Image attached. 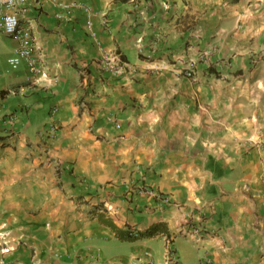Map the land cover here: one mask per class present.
I'll return each instance as SVG.
<instances>
[{
	"label": "crops",
	"instance_id": "obj_1",
	"mask_svg": "<svg viewBox=\"0 0 264 264\" xmlns=\"http://www.w3.org/2000/svg\"><path fill=\"white\" fill-rule=\"evenodd\" d=\"M36 4L53 85L0 46V232L21 242L0 264H166L170 242L179 264H264V0ZM100 44L135 71L104 72Z\"/></svg>",
	"mask_w": 264,
	"mask_h": 264
},
{
	"label": "built area",
	"instance_id": "obj_2",
	"mask_svg": "<svg viewBox=\"0 0 264 264\" xmlns=\"http://www.w3.org/2000/svg\"><path fill=\"white\" fill-rule=\"evenodd\" d=\"M35 2V3H34ZM36 4V0H0V46L3 41L4 36H9L16 39L19 43L17 53L14 56L9 57L8 63L13 70L18 69L22 64H26L31 77L32 83L35 86L48 87L52 86L54 80L51 79L48 71L45 68L43 55L40 52V47L37 45L36 36L33 33L32 28L26 22V13L32 6ZM37 5V4H36ZM68 14L72 12L75 8H82L90 16L93 15V10L90 7L81 5L78 2H72L69 4L60 3ZM89 29V36L93 40H97V33L95 32L93 26L94 23L91 20L87 22ZM141 41V39H140ZM102 56L99 58L102 65V70L104 72L112 73L114 75H122L127 71H135L136 67L129 61L125 60L121 53L118 51H108L100 44L99 45ZM195 63H190L189 67H177L174 71L178 74L185 75L189 78L195 77ZM159 69V65L155 66ZM82 75L86 78L88 77L87 69L82 70ZM57 112V107L54 105L52 107L51 113L55 115ZM16 116L9 113L7 116V121H14ZM51 132L56 133V125L51 126ZM147 192H153L150 189H145ZM154 193V192H153ZM159 196L163 202H168V198L161 193H155ZM112 209V207H109ZM138 230L131 229L130 235H137ZM8 233L5 231L0 232V238L2 239V251L6 253L15 248V245H19L20 239L16 240L15 245H10L7 240ZM166 264H179V257L173 244L170 242L166 249Z\"/></svg>",
	"mask_w": 264,
	"mask_h": 264
},
{
	"label": "trees",
	"instance_id": "obj_3",
	"mask_svg": "<svg viewBox=\"0 0 264 264\" xmlns=\"http://www.w3.org/2000/svg\"><path fill=\"white\" fill-rule=\"evenodd\" d=\"M232 1H238V0H232ZM106 224H108L109 226H111L114 231L116 232V234L118 235V237H120L121 239H135L138 237H146V236H155L156 234H159L160 232L163 233H167V228L166 225L164 223H157L154 224L152 227H150L149 229L143 230V231H138L137 235H130V230L128 231H124L123 229H121L120 227H118L114 221L110 218H105L102 219Z\"/></svg>",
	"mask_w": 264,
	"mask_h": 264
},
{
	"label": "rangeland",
	"instance_id": "obj_4",
	"mask_svg": "<svg viewBox=\"0 0 264 264\" xmlns=\"http://www.w3.org/2000/svg\"><path fill=\"white\" fill-rule=\"evenodd\" d=\"M5 46H6V44H5ZM5 46H4V44H2V47H3V48H4Z\"/></svg>",
	"mask_w": 264,
	"mask_h": 264
}]
</instances>
